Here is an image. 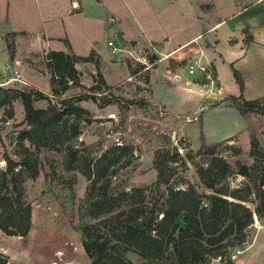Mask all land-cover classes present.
<instances>
[{
  "label": "trees",
  "instance_id": "1",
  "mask_svg": "<svg viewBox=\"0 0 264 264\" xmlns=\"http://www.w3.org/2000/svg\"><path fill=\"white\" fill-rule=\"evenodd\" d=\"M14 37V33L3 36L9 60L14 55ZM64 45L69 47L65 41ZM93 57H96L93 51L86 56L60 51L45 53L49 95L30 86L1 90L0 108L10 109L4 112L6 118L12 117L11 104L16 101L21 105L25 127L17 132L14 140L12 155L16 159L2 157L0 232L18 237L27 234L30 206L23 200V183L37 177L40 152L53 151L61 152L63 170L76 172L86 181L78 208L82 222L78 231L81 248L91 264H131L125 257L129 252L143 259H162L168 251L173 264H202L211 259L219 261L228 255V250L241 247L252 215L264 219V156L257 151L254 135L248 136L251 167L236 161L232 170L215 154L216 145H206L199 133L200 144L195 155L209 156V159L205 166H195V175L207 193H197L190 184L184 189L172 188L169 185L174 170L172 164L181 163V157L175 149H155L153 188L158 192L163 186L164 191L156 200L149 201L150 187L128 188L127 176L119 175L135 161L131 145L112 144L93 157L90 156L91 146L76 148L80 124L89 122V113L78 106V102L89 99L98 109L112 103L119 105L116 97L106 98L111 87L105 85ZM148 60L154 62L155 58L150 56ZM76 64L93 66L95 75L89 76L94 85L85 89L79 84ZM210 73L213 76V70ZM231 76L241 93V77L232 68ZM71 89L80 92L63 97ZM48 96L56 101L51 102ZM39 99L46 101L44 108L33 107V102ZM226 99L228 103L224 104L236 110L243 119L264 107V97L244 100L239 94ZM185 157L191 159L190 155ZM233 174L242 177L243 183L233 189L220 185ZM249 180H252L253 192ZM251 193L255 201L253 211L247 206L251 203ZM85 219L90 222H83ZM0 264H5L2 255ZM227 264L232 263L228 261Z\"/></svg>",
  "mask_w": 264,
  "mask_h": 264
},
{
  "label": "rangeland",
  "instance_id": "2",
  "mask_svg": "<svg viewBox=\"0 0 264 264\" xmlns=\"http://www.w3.org/2000/svg\"><path fill=\"white\" fill-rule=\"evenodd\" d=\"M246 2L248 0H236V8H243ZM36 3L38 4L37 1ZM9 4L10 11L12 7L17 11H23L24 8L29 7L34 11L36 8L38 15L41 12V9L34 5V0H9ZM5 7V3L3 4L0 0V15ZM58 9L60 11V8ZM256 12L257 8H253L249 14L257 15ZM241 13L242 11L239 12ZM245 17L246 15L238 16L235 22H244ZM3 28V23H0V71L2 59L5 54L7 56L1 36ZM100 48L104 50L101 45ZM150 48L151 45L137 49L129 48L127 50V53H130L129 56L123 52L116 56L103 53L100 71L98 56L92 58L93 61L98 62L99 74L101 72L106 82L109 83L104 82L105 85L111 87L106 98L116 97L119 105L112 103L98 109L96 104L89 99L78 102V106L89 113V122L80 124V132L75 140L77 149L82 146H91L90 156L93 157L112 144L131 145L135 161L131 167H127L123 174L119 173V175L127 176L128 188L150 187L149 201L156 200L164 191L163 186L159 187L158 192L153 188L155 171L152 168V158L153 151L157 148L164 147L169 151L175 149L182 160L181 163L172 164L174 170L169 185L174 189H184L187 184H190L197 193H207V190L198 181L195 166H205L209 159V156L195 155L200 144V132L204 143L206 145L215 144V154L222 157L232 170L235 169L236 161L247 167L252 165L248 144L250 133L256 139L257 151L264 156V107L261 111L251 112L244 118V126L240 133L216 142L223 136L222 134H230L241 127L237 113L224 115L207 112V127L202 129L200 108L208 109L228 103L227 99L217 101L210 98L206 92L194 91L185 94L179 89V85L175 84L172 76L178 70L186 71L190 61L177 69L168 65V68L164 70L157 66L159 56L149 51ZM20 52L23 62L22 66L19 65L16 70L24 84L16 86L19 88L28 86L22 76L28 71L31 76L36 75V86L47 90L49 75L44 66V54L42 52L24 54L21 49ZM150 56L155 58L154 66L146 70L142 69L143 64L140 58L148 59ZM244 66L250 67L252 71ZM74 67L80 73L79 84L83 88L94 85L89 76L95 75L91 64H76ZM231 68L241 77L242 87L244 78L239 71H245L250 76L246 84L247 90L252 92L262 88L258 89V75L255 73H258L260 68H264V53L251 50L247 52L243 62L235 67L226 65L221 69L222 79L229 80L231 83H225L222 86L225 93L231 90L232 85L236 88L231 76ZM166 70H170L171 75L166 73ZM125 71L128 75L122 79L126 74ZM207 71L211 74L208 68ZM130 72L134 75L131 76ZM190 77L192 83L200 85H205L214 78L211 75L209 80L200 75ZM1 83L3 79L0 77ZM9 88L11 87L0 86V97L1 90ZM79 92V89H71L66 91L63 97L75 96ZM259 92H264V89ZM46 94L49 95L47 92ZM47 99L53 103L56 101L50 96ZM32 105L34 108H44L46 101L39 99ZM17 106L20 107L19 104ZM18 108L13 103L10 119H7L4 113L10 109L0 108V169L4 168L2 161L4 155L16 159L12 155L15 148L14 140L17 132L25 127L22 123L23 114L19 113ZM186 155H190L191 159H186ZM61 161V152L41 151L38 156L37 177L34 180L24 181L23 200L30 206V227L24 237L5 236L0 232V255L5 258V264H91L81 248L78 231L82 223L79 220L78 208L83 198L86 181L76 172L63 170ZM243 181L242 177L233 174L222 180L220 185L233 189ZM248 183L253 192L252 180ZM250 201L251 203L247 206L253 211L255 201L252 193ZM83 222L90 221L85 219ZM246 234L247 237L241 247L228 250V255L222 256L219 261L211 259L202 264H227L228 261L233 264V260H229V255L245 248L254 236L252 245L237 256V263L264 264V219H258L252 215V223ZM125 257L131 264H173L169 251L163 255L162 259H143L131 252L126 253Z\"/></svg>",
  "mask_w": 264,
  "mask_h": 264
},
{
  "label": "crops",
  "instance_id": "3",
  "mask_svg": "<svg viewBox=\"0 0 264 264\" xmlns=\"http://www.w3.org/2000/svg\"><path fill=\"white\" fill-rule=\"evenodd\" d=\"M1 2L6 6L0 15V23L4 27L1 36L3 38L5 34H15L14 59L9 60L5 54L2 66L18 68L23 62L20 49L24 54L42 52L45 55L49 51H60L77 56H86L93 51L98 56L100 71L102 55L108 54L105 42L115 39L128 50L151 45L159 56L157 66L164 70L168 65L177 69L189 61L213 70L214 78L205 85L192 83L185 70L173 74L175 84L185 94L206 92L217 101L239 94L244 100L264 97V92L258 93L264 89V68H260L258 73L254 72L258 75V89L262 88L252 92L246 89L250 76L245 71H239L244 78L241 93L233 85L230 91L223 92L222 86L231 83L223 80L220 74L224 66L235 67L243 62L251 50L264 53V0H248L241 9L236 8V0H34V5L41 9L40 15L35 7V11L29 7L23 11L12 7L10 11L9 0ZM253 8H257V15L249 14ZM242 15H246L244 22H235V18ZM64 41L68 43V48ZM100 45L104 50H101ZM244 67L252 71L250 67ZM169 71L165 72L170 74ZM125 72L122 79L128 75ZM100 74L104 82L109 84ZM22 76L28 86L43 94L49 93V85L47 90L36 86V75L31 76L26 71ZM13 103L17 108L20 105L16 101ZM21 110L20 105L19 113ZM200 111L202 129L207 127V112L224 115L236 112L225 104L200 108ZM237 115L241 127L230 134L225 132L216 142L241 132L244 119ZM254 239L255 236L239 251L233 264H239L237 256L248 249Z\"/></svg>",
  "mask_w": 264,
  "mask_h": 264
},
{
  "label": "built area",
  "instance_id": "4",
  "mask_svg": "<svg viewBox=\"0 0 264 264\" xmlns=\"http://www.w3.org/2000/svg\"><path fill=\"white\" fill-rule=\"evenodd\" d=\"M105 46L107 48V52L110 56H116L120 53H124L127 54V56L130 55V53H127V50L125 45L120 43V41L112 39V40H107L105 42ZM149 51L151 50L152 52H154V50L152 48L148 49ZM141 64H143V68L142 69H148L150 67H152L154 65V62H150L148 59H146L145 57H141ZM190 64L187 65L186 67V73L188 76H196V75H200V76H204L205 79L210 78V74L207 71V67L205 66H199L198 64H196V62H189ZM14 67H16V63L13 64ZM5 69H8V77L5 76ZM0 77L3 79V83L0 84V86L3 87H11V88H19L16 85L20 84L23 85L24 83L21 81L20 75L18 73V71L15 68H11L8 65H5L1 67V71H0ZM27 86V85H26ZM239 253V251H234V254L229 255V260H234L236 255ZM218 261V259H217Z\"/></svg>",
  "mask_w": 264,
  "mask_h": 264
},
{
  "label": "water",
  "instance_id": "5",
  "mask_svg": "<svg viewBox=\"0 0 264 264\" xmlns=\"http://www.w3.org/2000/svg\"><path fill=\"white\" fill-rule=\"evenodd\" d=\"M5 67V65H3ZM5 76L8 77V69H5Z\"/></svg>",
  "mask_w": 264,
  "mask_h": 264
}]
</instances>
